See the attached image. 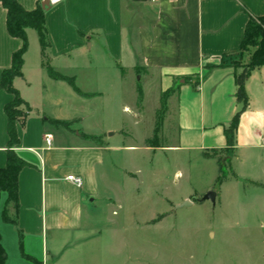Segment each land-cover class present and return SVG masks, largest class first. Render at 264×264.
<instances>
[{
  "label": "crops",
  "instance_id": "1",
  "mask_svg": "<svg viewBox=\"0 0 264 264\" xmlns=\"http://www.w3.org/2000/svg\"><path fill=\"white\" fill-rule=\"evenodd\" d=\"M17 1L27 11L43 5V0ZM250 16L264 17V0H64L46 8L47 55L63 79L49 76L38 35L28 29L23 78L13 82L31 110L17 123L15 148L28 166L19 175V210L9 209L17 227L3 220L8 195L0 197L6 264H33L22 255L19 232L23 253L39 264H66L100 238L98 204L112 202L102 190L111 151L101 115L107 93L80 88L81 76L90 85L108 86L103 70H128L158 85L160 101L176 91L179 145L174 149L213 161L205 155L227 149L225 130L243 107L236 81L241 72L220 67L221 60L240 51ZM22 47V40L9 35L7 11L0 5V84ZM123 75L113 82L117 99ZM245 92L249 104L240 116L231 166L239 162L249 172L264 164V67L250 74ZM14 99L0 89V169L9 142L5 107ZM83 119L87 128L79 129ZM56 121L74 124L67 130ZM46 136H52L50 146ZM70 176L80 177L82 187L68 181ZM246 179L259 183L253 175Z\"/></svg>",
  "mask_w": 264,
  "mask_h": 264
},
{
  "label": "rangeland",
  "instance_id": "2",
  "mask_svg": "<svg viewBox=\"0 0 264 264\" xmlns=\"http://www.w3.org/2000/svg\"><path fill=\"white\" fill-rule=\"evenodd\" d=\"M248 60L240 58L241 64ZM103 73L108 86L90 85L81 76L79 87L107 93L101 115L111 151L102 190L112 202L98 204L100 238L66 264H264V164L248 172L239 162L230 166L226 151L209 161L174 149L176 91L160 101L159 87L146 84L147 75L135 78L115 68ZM120 75L117 99L114 80ZM87 125L83 119L79 129ZM149 140L162 148L152 149ZM250 175L259 183L247 180ZM209 192L216 193V202H201ZM187 201L192 204L178 208Z\"/></svg>",
  "mask_w": 264,
  "mask_h": 264
},
{
  "label": "trees",
  "instance_id": "3",
  "mask_svg": "<svg viewBox=\"0 0 264 264\" xmlns=\"http://www.w3.org/2000/svg\"><path fill=\"white\" fill-rule=\"evenodd\" d=\"M0 5H2L7 11V30L11 37L17 38L23 41V47L21 50L16 52L12 58V67L9 70H5L2 74L0 89L14 95L15 99L12 103L5 107V114L8 119V151H7V163L6 166L0 169V197L2 193H7V209H5L3 214V220L17 227V220L11 216L10 210H14L16 213L19 210V175L21 171L28 166V164L22 160L17 153L15 148L20 144V139L17 131V123L26 120L28 113L31 111L29 106L25 101L22 100L18 91L14 88L13 82L16 78H23V65L24 56L29 49V40L27 36V30L33 29L36 31L40 48L41 57L43 59V64L52 79L60 80L63 79L51 66V61L47 55L49 49V42L47 37V30L45 27V10L43 7L39 6L33 11L25 10L17 0H0ZM248 55L249 60L247 63H242L240 58L243 60V56ZM220 67L233 68L236 71L242 69L240 74H236V81L238 85L237 98L239 102L243 105L242 110L234 117L231 126L225 130V135L227 138V149L225 150L229 155V164L231 166V161L234 157V146H235V134L239 126L240 116L244 112L249 104L247 94L245 92V81L250 76V74L261 67H264V17L254 18L250 16L248 26L245 31L244 39L241 45V49L237 54L227 56L221 60ZM164 95L162 100H164L167 95ZM55 125L63 127L70 130V127L74 124L56 121ZM160 126V125H159ZM160 133V128L156 130V137ZM85 139L97 140L95 137H89L82 135ZM158 143V142H157ZM153 145L151 140L148 144L151 145L152 149L162 148L158 144ZM224 152V151H223ZM221 152V153H223ZM220 153V152H215ZM213 153V154H215ZM212 155H205L208 159H216ZM218 159V167L220 176L217 180L219 185H222L224 181V168ZM162 219V218H160ZM158 220L161 221V220ZM21 240V251L24 259L32 262L33 264H39L35 259L26 256L23 253L22 247V233L19 232ZM7 255L5 250L1 245L0 236V264H6Z\"/></svg>",
  "mask_w": 264,
  "mask_h": 264
},
{
  "label": "built area",
  "instance_id": "4",
  "mask_svg": "<svg viewBox=\"0 0 264 264\" xmlns=\"http://www.w3.org/2000/svg\"><path fill=\"white\" fill-rule=\"evenodd\" d=\"M48 1L50 3V6H56L60 3H62L64 0H43V4ZM45 142L48 146L51 145L52 143V136H46L45 138ZM68 181L72 182L73 184H75L77 187H82L83 185V181L80 177H76V176H70L68 178Z\"/></svg>",
  "mask_w": 264,
  "mask_h": 264
},
{
  "label": "water",
  "instance_id": "5",
  "mask_svg": "<svg viewBox=\"0 0 264 264\" xmlns=\"http://www.w3.org/2000/svg\"><path fill=\"white\" fill-rule=\"evenodd\" d=\"M42 7H43L44 9L49 8V7H50V3H49L48 1H46V2L42 5ZM216 197H217L216 193H214V192H209V193L203 198V200H202L201 202L211 201V202L215 203V202H216ZM191 204H192V203H191L190 201H187L184 205L179 206L178 208L183 207V206H187V205H191Z\"/></svg>",
  "mask_w": 264,
  "mask_h": 264
}]
</instances>
